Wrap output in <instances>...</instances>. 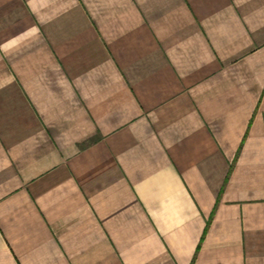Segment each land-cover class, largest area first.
Instances as JSON below:
<instances>
[{"label":"crops","instance_id":"obj_1","mask_svg":"<svg viewBox=\"0 0 264 264\" xmlns=\"http://www.w3.org/2000/svg\"><path fill=\"white\" fill-rule=\"evenodd\" d=\"M0 264H264V0H0Z\"/></svg>","mask_w":264,"mask_h":264}]
</instances>
